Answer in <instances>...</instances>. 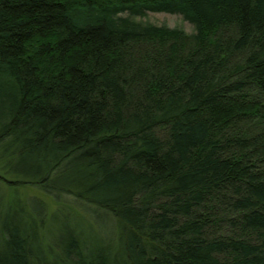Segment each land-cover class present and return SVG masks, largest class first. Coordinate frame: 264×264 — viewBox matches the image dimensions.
Returning a JSON list of instances; mask_svg holds the SVG:
<instances>
[{"label": "trees", "instance_id": "1", "mask_svg": "<svg viewBox=\"0 0 264 264\" xmlns=\"http://www.w3.org/2000/svg\"><path fill=\"white\" fill-rule=\"evenodd\" d=\"M26 186L56 207L0 192V264H264V0H0Z\"/></svg>", "mask_w": 264, "mask_h": 264}, {"label": "rangeland", "instance_id": "2", "mask_svg": "<svg viewBox=\"0 0 264 264\" xmlns=\"http://www.w3.org/2000/svg\"><path fill=\"white\" fill-rule=\"evenodd\" d=\"M141 21L147 22L153 25L161 26L165 25L169 28H179L185 31L186 33H193V26L185 21L180 15L166 14V13H147L144 18H140ZM0 192L5 194L7 199L9 198H19L24 199L27 197L41 200L46 203L48 211H51L56 207V204L51 200L50 197L43 194L42 192L30 188V187H17V188H1Z\"/></svg>", "mask_w": 264, "mask_h": 264}, {"label": "bare ground", "instance_id": "3", "mask_svg": "<svg viewBox=\"0 0 264 264\" xmlns=\"http://www.w3.org/2000/svg\"><path fill=\"white\" fill-rule=\"evenodd\" d=\"M185 32V31H184ZM186 33V32H185ZM186 34H191V33H186Z\"/></svg>", "mask_w": 264, "mask_h": 264}]
</instances>
